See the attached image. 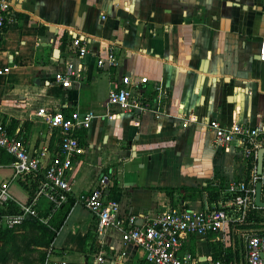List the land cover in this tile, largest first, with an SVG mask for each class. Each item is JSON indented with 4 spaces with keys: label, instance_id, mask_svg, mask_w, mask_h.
<instances>
[{
    "label": "crops",
    "instance_id": "1",
    "mask_svg": "<svg viewBox=\"0 0 264 264\" xmlns=\"http://www.w3.org/2000/svg\"><path fill=\"white\" fill-rule=\"evenodd\" d=\"M13 2L14 21L0 38V68L7 67L0 74V120L14 118V134L36 150L52 144V131L37 108L92 113L83 152L68 173L75 202L44 264H58L57 255L67 264H91L99 253L104 264H148L134 244L120 242L116 228L97 235L95 253L87 251L85 234L95 219L82 194L96 185L101 169L106 199L118 202L119 214L135 215L137 224L143 213L154 215L175 202L200 207L198 198L185 197L191 188L252 177L254 151L245 152L235 141L214 147L206 122L214 117L224 125L264 128V61L257 56L264 0H21L18 8ZM69 29L101 55L112 42L116 65L100 72L92 55L84 54L73 59L83 66L78 79L63 88L52 74L61 68ZM124 73L140 86L145 79L159 84L165 98L158 117L108 110V81ZM7 165L0 164V178L9 176ZM10 194L17 203L27 198L26 191L22 200ZM212 235L189 240L187 249L210 254Z\"/></svg>",
    "mask_w": 264,
    "mask_h": 264
},
{
    "label": "built area",
    "instance_id": "2",
    "mask_svg": "<svg viewBox=\"0 0 264 264\" xmlns=\"http://www.w3.org/2000/svg\"><path fill=\"white\" fill-rule=\"evenodd\" d=\"M16 8L13 0H0V38L7 25L14 21ZM67 31L69 38L64 47V58L61 68L52 74V82L63 88H68L73 79H78L83 68L75 66L73 59L84 54L93 57V65L100 72L108 73L116 65L113 43L110 42L103 55L88 47V39L77 33ZM74 34V36H72ZM257 56L264 61V35L259 39ZM7 67L0 68V74ZM134 83L127 74L112 77L108 81L106 106L108 110H118L128 114L150 112L158 117L157 106L163 102L165 92L159 84L152 81ZM35 114L43 119L45 125L52 131L53 142L49 148L48 142L36 150H31L25 142L9 134L0 123V148L12 157L7 165L11 174L0 178V229H11L19 226L24 220L36 216L34 208L38 200H44L52 209L64 200L66 193H71L68 173L71 170L73 158L83 152L79 143L78 133L86 130L92 118L91 112L78 114L69 111L64 114L59 109L37 108ZM190 118L186 119L187 123ZM212 133L211 143L214 147L223 148L235 141L244 151L249 153L264 146V128L248 126L245 123L231 121L224 125L218 119L211 117L206 122ZM248 144V146H246ZM263 161V160H262ZM43 170V180L28 202L17 203L10 194L11 181L22 174ZM260 180V196L264 200V164L261 174L257 176L253 168L252 177L245 179H229L224 181L219 190V198L201 207L189 208L180 203L164 206L152 215L145 212L141 222L136 223L135 215L119 214L118 202L106 199V176L100 175L96 185L82 196L84 207L95 219L94 227L97 234L107 228H116L120 233L122 244L132 243L142 251V259L148 264H235L225 262L210 254L191 255L187 249L190 238L215 234L222 230L231 220V212L240 213V217L254 206V183ZM212 185H214L212 183ZM221 194V195H220ZM12 201L17 206L15 212H7V202ZM238 219V217H236ZM244 264H264V232L245 233L243 237ZM201 257H204L203 259ZM103 254H95L91 264H104ZM54 262L67 264L62 255H57ZM107 257V263H110Z\"/></svg>",
    "mask_w": 264,
    "mask_h": 264
},
{
    "label": "trees",
    "instance_id": "3",
    "mask_svg": "<svg viewBox=\"0 0 264 264\" xmlns=\"http://www.w3.org/2000/svg\"><path fill=\"white\" fill-rule=\"evenodd\" d=\"M66 35H62L60 37V41L62 43H65ZM68 112H64V114H67ZM0 123L5 126L7 132L9 134H14V127L16 120L14 118H10L9 122L5 123L4 119L0 120ZM16 137H18L16 135ZM83 137H84V130L79 131L78 138L79 143L82 145L83 143ZM19 138V137H18ZM50 142H53V134L51 133V140ZM84 144V143H83ZM248 146V144L246 145ZM253 163L255 164V159L250 158ZM12 161V157L6 153L2 148H0V164H9ZM249 167V165H248ZM247 167V168H248ZM103 172H106L105 169H101L102 175H105ZM100 173V174H101ZM43 180V170H38L35 172H29L22 174L16 178V182L19 186H21L27 194V198L25 202H28L34 193L36 192L40 182ZM114 180V178L112 179ZM217 182L212 185V183L205 184L202 188H191L190 192H188L185 197H188V199H194V198H201V200L204 198L206 199V194L211 197H215V201L218 199L219 190L222 187L223 179H217ZM110 187L108 190H112ZM184 191H187V187H181ZM105 190V189H104ZM183 197V196H182ZM200 200V201H201ZM75 202V198L71 193H66L64 200L59 203L57 207L54 209L51 208L50 205L46 204V206L42 207L35 205L34 208L36 210V216L31 217L29 219L24 220L19 226L11 229H0V264H6L9 260H19L21 262H24L25 264H32L35 262V264H44L45 259V252L37 251L36 256H31L29 251H32L31 246L35 247H43L48 246L50 242L55 237L56 233L58 232L59 228L63 224L66 215L72 205ZM205 202V201H204ZM182 204L184 207H187L185 203L183 202H177ZM201 202V206H202ZM207 203V202H206ZM211 203V202H210ZM200 206V207H201ZM191 208V207H189ZM258 209H264V208H258ZM17 210V206L14 202L8 201L7 202V212H15ZM22 228L23 230L20 232H15L17 228ZM32 227L39 228L41 230V236L35 235ZM256 233L264 232V230H255ZM97 233L95 232V227L89 228L88 231L85 234V245L87 247V251L89 253H95L97 250V243H96V237ZM211 235V234H209ZM193 238H190V242L193 241ZM191 244V243H190ZM210 244L208 245V249L210 252V255L212 257H219L225 262H229L232 260L233 253L226 254L222 251L221 253L213 254L212 250L210 248ZM189 253L193 255V251L189 250Z\"/></svg>",
    "mask_w": 264,
    "mask_h": 264
},
{
    "label": "rangeland",
    "instance_id": "4",
    "mask_svg": "<svg viewBox=\"0 0 264 264\" xmlns=\"http://www.w3.org/2000/svg\"><path fill=\"white\" fill-rule=\"evenodd\" d=\"M9 175L11 174V169L7 168L5 170ZM245 180L249 178L250 176H243ZM220 179V178H219ZM217 180V179H216ZM214 180L211 183L215 184L217 181ZM222 180V179H221ZM11 185L9 188V191H11L15 194L16 198L18 200H22L25 197V190L17 185L16 181L13 179L11 181ZM83 196L85 194H82ZM219 195V194H218ZM221 195V194H220ZM216 197V196H215ZM215 197L209 196V194H206V199L199 198L200 202L205 201L207 204L210 202H215ZM219 198V196H218ZM40 206L41 208L46 206V203L44 200H40ZM231 220L227 223V225L224 226V228L217 233L213 234L212 236H216L214 238L213 242L210 244V248L212 250L213 254L221 253L222 251L226 254L233 253V257L231 258L229 262L235 263V264H241L244 261V252H243V237L245 233L254 232L255 230H264V209H258V208H252L249 209L242 218L240 217V213L238 212H231ZM238 217V219H236ZM23 229L17 228L14 230L15 232H20ZM32 230L35 235L41 236V230L35 227H32ZM32 251L29 253L31 256H36L37 251L45 252L47 254L49 244L48 246L43 247H35L31 246ZM241 262V263H240ZM6 264H25L24 262H21L19 260H9ZM32 264H35L33 262Z\"/></svg>",
    "mask_w": 264,
    "mask_h": 264
},
{
    "label": "water",
    "instance_id": "5",
    "mask_svg": "<svg viewBox=\"0 0 264 264\" xmlns=\"http://www.w3.org/2000/svg\"><path fill=\"white\" fill-rule=\"evenodd\" d=\"M21 0H17L16 2V7H19V3ZM74 36V34H72ZM54 55L57 53V49L53 50ZM38 82V81H37ZM264 155V146H260L256 149L254 159H255V164H254V171L257 176L261 174V167H262V157ZM260 180H257L254 183V197H253V203L254 206L257 208H264V200H261L260 196ZM202 259L204 257H201Z\"/></svg>",
    "mask_w": 264,
    "mask_h": 264
}]
</instances>
